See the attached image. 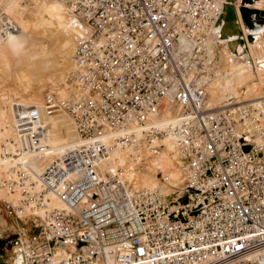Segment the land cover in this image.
Masks as SVG:
<instances>
[{
	"label": "built area",
	"instance_id": "obj_1",
	"mask_svg": "<svg viewBox=\"0 0 264 264\" xmlns=\"http://www.w3.org/2000/svg\"><path fill=\"white\" fill-rule=\"evenodd\" d=\"M61 1L88 34L76 46L70 76L78 97L47 94L45 106L50 114L66 111L84 143L40 180L22 163L5 167L42 144L37 107L16 106V140L0 143V217L21 224L0 264H264V109L238 99L212 108L200 73L223 4ZM14 28L0 15V36ZM181 39L199 70L185 77L174 60ZM169 72L179 78L177 98L189 116L173 130L187 172L183 194L169 200L118 176L99 181L106 137L114 133L115 143L131 144L135 124L148 131L149 115L170 92ZM145 135L151 148L163 132Z\"/></svg>",
	"mask_w": 264,
	"mask_h": 264
},
{
	"label": "rangeland",
	"instance_id": "obj_2",
	"mask_svg": "<svg viewBox=\"0 0 264 264\" xmlns=\"http://www.w3.org/2000/svg\"><path fill=\"white\" fill-rule=\"evenodd\" d=\"M11 1H13V2H11ZM217 1L221 4H224L225 2H227V0H217ZM236 2H237V4H236ZM257 2H264V0H235L233 3L235 8H236V5H239V6H237V10H239V12H241L239 20H238L239 27H240V30L242 33V35L240 37H238V34H237L233 39H231V41H230V39H228V40L223 39L226 41L225 42L222 39L218 38V36H215V34L212 35V37L208 43L209 51H208L204 61L202 62L201 66H200V73L205 76L204 77L205 84L207 85L209 95L213 92V85L215 84V80L228 75L227 70H228L229 64H228V61L225 62L227 60L226 59L227 57H229V60H231V62H233V61H235V62L239 61L240 62L242 60V62H240V63H243L244 59H245V56L243 55V53H247L248 50H250L251 52L254 51V54L258 55V48L259 47L257 44H263L264 43L263 42L264 37H262L261 33H259V32H261V31L264 32V30H262L259 27V25L257 26L258 28L257 27L255 28V30L251 29L247 25H252L253 23H255V20H252V19H254V16L252 18L246 20V22H245V18L243 16L244 11H249V16L253 12L254 15L256 14L258 16L264 17V9H258V8L253 7V4H255ZM10 3L12 4L11 9H12V12L14 14L12 16L13 22L15 23V25L17 27L19 26L21 31H23V34L25 32V34H24L25 37L22 36L23 34H20L21 36H19V33H17V31H14L15 29L11 33H8L6 36L0 37V42H2V43H0V46L2 47V48L0 47V143L3 142V143L8 144L9 146H11L9 141L13 140V139L16 140V132H15L16 131L15 130V122H16L15 121V109H16V106L23 107V108L37 107V109L40 112L39 120L37 122V129L40 132V135L42 136L41 149H39L35 152H22L20 154V158H23V156H24L23 159H28V158H32V157L34 158L35 154H36V157H37V155L40 157H43L47 161L48 165L50 166L51 164L55 163L59 158H61V156L65 152H67L71 149L80 147L84 143V140L80 139L77 136L76 127H75L72 119L69 117V115L66 111L60 110V111H56V113H54V114H50L47 112L46 106H45L46 95L49 94V91L52 89H59L62 87V89H65L66 92H68L67 93L68 99L77 98L78 95L76 93H78V91L72 85L73 84L72 81H70V76H71V72L73 70V67L69 63H67L64 59H62L61 57H59V59H57L58 63L56 62L51 68L50 67L47 68V65L40 64L42 61V58L44 59L48 55V53L51 52L49 47H48L49 45H48V42L46 40V37H44V35L39 36L36 33L34 34V29H33V20L35 19V16H36L37 10L41 4V1H37V0H3L0 3V15H4L8 19H9V17L7 15V11H5L4 9H5V6L9 5ZM72 17L74 18V20H76L77 22H80V24H82V22L78 18H76L74 15H72ZM262 20H264V18ZM31 25H32V27H31ZM242 26H243V30H242ZM24 29H25V31H24ZM29 30H31V33ZM254 32H257L258 35H256V33H254ZM243 34H245V35H243ZM32 35H33V37H31ZM10 36H12V37L14 36L13 39L14 38L15 39L13 40L12 45H8V44L6 45V43L3 42V40L5 41V39L10 37ZM15 36H17V37H15ZM249 36L250 37L255 36L254 40L256 42H254V41L250 42L249 38H248ZM258 36H259V38H257ZM39 37H40V39H39ZM22 38H23L24 42H23ZM239 38L242 39L243 45H240L239 43L236 42ZM256 38H257V40H256ZM29 40H30V42H29ZM182 40L186 44V46L185 47L182 46V47H180V49H178L177 52L181 55L179 59H181V57H183V54H185V51H184V53H182V51L186 50L189 47V43L186 42L184 39H182ZM15 41H16L17 45H15V43H14ZM25 41H27L28 44H32V45L25 44ZM37 43H39V44H37ZM184 43H183V45H184ZM230 43H231V45H230ZM255 43H257V44H255ZM45 44H47V46ZM28 46L30 48H31V46H33V48H31V49L27 48ZM39 48H41V49H39ZM23 50H24V53H23ZM45 50H47V51L45 52ZM227 53H228V55H227ZM233 54H235V55H233ZM29 55L30 56L32 55V56L30 57ZM14 57H16V58H14ZM38 58H39V60H36ZM60 58H61V60H60ZM234 58H236V59H234ZM258 60L262 61V60H264V58L263 59L259 58ZM62 64H63V66H62ZM241 66H243V64ZM262 66L264 67V63H262ZM43 67H45L46 69ZM58 67H60V68H58ZM255 67H256V72L254 71L255 72L254 73L253 71H251V73L247 74L246 75L247 77H245L247 79L243 80L240 88H237L238 93H239V99H240L241 103H245L246 100H247V102H250V100H251V102L254 103V99H255L254 95L256 94V92H255L256 89L254 88V86H255V84H258V82H259L258 79L260 77H264V74H262V71H260V69H259V65L257 64V65H255ZM54 69L56 71H60V69H61V71L59 73H57L56 77L53 76V78H52L49 75V73L51 70H54ZM62 70L64 73H62ZM192 70H194V67L192 68ZM248 70H250V69H248ZM191 72H193V71H191ZM247 72H249V71H247ZM252 73H253V76H250V74L252 75ZM244 83H248V84L245 85ZM246 86H248V87H246ZM210 87H212V88H210ZM38 93H40V94H38ZM174 93H175L174 90H172L171 92H169L168 96H170L171 98L175 97V96H173ZM242 95H244V96H242ZM168 96L165 98L166 101H164L165 103H164L163 108H162V112L165 111L166 113H168L167 111L169 110V108H168L169 104H167V100L171 99ZM246 97H247V99H246ZM228 100H230L228 97H223V96L219 97L218 96V98L214 99V101H213L211 99V95H210L209 99H208V104L212 108H219V107L223 106L224 103H226ZM161 106H162V104H161ZM161 106L159 108H161ZM260 106L263 107V105H261V104H260ZM162 114L163 113H161V111H159V116H161ZM61 118L67 119V121L72 124L71 133H69L67 127L61 123ZM165 123H166V120L164 121L163 124L158 122L155 125L157 127H155L153 130L152 129L151 130L148 129V131L146 130V133H151L155 129H160L163 132V136H162V139L160 141H158L157 138L156 139L154 138V142L151 143V144H153V146L150 144L151 148L150 147L147 148V149L150 148L147 151V153L144 151L143 155L141 154L142 156L140 155L138 158L136 157L137 162L134 161V164L136 167L138 166L136 171L139 174H143V173H146L148 171H151V168L153 169L155 167V166H153L154 161L158 165H162L164 168H166V170L175 172L176 175H183V174L187 173L185 170V167H184L185 165L183 164L184 161L180 158L175 157L174 155L167 156L164 158V160H161V162H160V159L163 158V154L172 153L171 150H168V145L166 144V134L167 133L165 130H163V128L161 126V125L164 126ZM149 125H148V127H151V124H149ZM145 145L149 146V143H147ZM145 145H142L140 148L146 149L147 146L145 147ZM108 155L109 154H107V156ZM107 156L104 159L99 160V162L97 163L96 174H97V178L99 181H105L110 176L111 177L117 176L114 173V169L112 168V166H114V165L120 166V165L117 163H114L113 160L109 159V156L107 158ZM133 156L134 155H132V157ZM133 158H130V159L132 160ZM158 160H159V162H158ZM20 161L19 160L18 161L7 160V161L3 162V164L5 165V167L10 168L14 164H16V162L22 163V161L21 162ZM38 169L39 170H37V172L41 176L43 174V171H45V170H42V168H38ZM39 171H41V173ZM182 192H183V190H180L178 192H172L169 195L170 197L168 196L169 200L177 198L178 195H182L183 194ZM57 206H60V204ZM0 220H2L5 223L4 225L0 224V255L2 256L4 254L7 255L6 250H9V242L12 239V237L14 236L15 232L17 231L18 226H20L21 223H18L16 220H13V219L7 220V219H4L2 217H0ZM1 226H4L5 229L3 230V227H1Z\"/></svg>",
	"mask_w": 264,
	"mask_h": 264
},
{
	"label": "bare ground",
	"instance_id": "obj_3",
	"mask_svg": "<svg viewBox=\"0 0 264 264\" xmlns=\"http://www.w3.org/2000/svg\"><path fill=\"white\" fill-rule=\"evenodd\" d=\"M2 1L3 0H0V3ZM37 1H41V4L37 10L35 19L33 20L34 34L36 33L39 36L44 35V37H46V40L48 42V45H49L48 47L51 51L48 53V55L46 57L44 56L45 57L44 59L42 58V61L40 60L41 61L40 64L47 65V68L48 67L51 68L58 61L57 59H59V57H61L62 59H64L67 63H69L74 68V66H75L74 53H75L76 46L78 45L79 41L81 39H83L88 34V29L83 24H80V22H77L76 20H74V18L72 17V15L70 13L69 7L63 1H61V0H37ZM11 2H13V1H11ZM236 4H237V2H236ZM237 6H239V5H236V12L238 14V17H240L241 12H239V10H237ZM11 7H12V4L10 3L9 5L5 6L4 10L7 11V15L9 17V20H11L13 22L12 16L14 14L12 12ZM253 7L258 8V9H264V2H257L255 4H253ZM254 24H255L254 26L252 25L250 27L251 29L255 30V28L259 25V27L262 30H264V24L258 23L257 21ZM31 27H32V25H31ZM14 29H15L14 31H17V33H19V36H21L20 34H23V31H21L19 26L17 27L15 25ZM31 30H29L30 33H31ZM242 30H243V26H242ZM24 31H25V29H24ZM254 33H256V35H258L257 32H254ZM259 33H261V36L264 37L263 31H261ZM24 34H25V32H24ZM24 34L22 36H24ZM213 34H215V36H218V38H220L222 40L223 39H227V40L230 39V41H231V39H233L237 35V33H234L233 31H228L225 29V23H224L223 19L221 20L220 24L217 23ZM243 35H245V34H243ZM0 37H2V36H0ZM13 37L10 36V37L6 38L5 41L3 40V42H5L6 45L7 44L12 45L13 40L15 39V38L13 39ZM15 37H17V36H15ZM31 37H33V35ZM257 38H259V36ZM257 38H256V40H257ZM39 39H40V37H39ZM210 39H211V37H210ZM210 39H209V41H210ZM22 40H23V38H22ZM16 41L14 42L15 45H17ZM223 41H225V40H223ZM23 42H24V40H23ZM26 42L27 41H25V44H28V42L27 43ZM29 42H30V40H29ZM254 42H256V41L254 40ZM0 43H2V42H0ZM183 43L184 42L181 39V47L186 46V44L184 43V45H183ZM37 44H39V43H37ZM255 44H257V43H255ZM263 44H257L259 47L258 48V55L254 54V51H252L253 52L252 53L250 50H248L247 53H243V55L245 56L243 63H240V62H242V60L240 62L239 61L238 62H235V61L231 62V60H229V57L226 58L227 60L225 62L228 61V64H229V67L227 70L228 75L215 80V84L213 85V92L210 94L211 99L213 101H214V99L218 98V96L219 97L223 96V97H228L229 99H233V100L238 99L239 102H237V103H241L240 99H239V93H238L237 88H240L243 80L247 79V78H245V77H247L246 75L251 73V71L256 72L255 65H257V64L259 65V69H260V71H262V74H264L263 73L264 67L262 66V63H264V60H262V61L258 60L259 58H262V59L264 58V45ZM28 45H32V44H28ZM45 45L47 46V44H45ZM230 45H231V43H230ZM33 46H31V48H33ZM27 48H30V47L28 46ZM39 49H41V48H39ZM189 50H190V47H188L186 50L182 51V53H184V51H185V54H183V57H181V59H179L181 55L178 52H176L175 59H174L175 64L177 66L176 67L177 70H179L181 72L180 69H183L184 72H186L183 77H185L189 73L193 74V73L198 72V69H195L196 66L194 64H191L188 61L187 53L189 52ZM46 51L47 50H45V52ZM23 53H24V50H23ZM227 55H228V53H227ZM233 55H235V54H233ZM14 58H16V57H14ZM61 58H60V60H61ZM234 59H236V58H234ZM36 60H39V58ZM242 64H243V66H241ZM62 66H63V64H62ZM193 67H194V70H192ZM43 68H45V67H43ZM58 68H60V67H58ZM248 69H250V70H248ZM63 70H62V73H64ZM60 71H61V69H60ZM60 71H56L55 69L51 70L49 75L52 78H53V76L56 77L57 73H59ZM191 71H193V72H191ZM247 71H249V72H247ZM250 76H253V73H252V75L250 74ZM166 77L168 78L169 84L171 86L170 92L172 90H174L175 93L173 96H175V97L171 98L170 96H168L171 98V99L167 100V104H169L168 105L169 110L167 111L168 113H166L165 111L162 112V108H163V105L165 103L164 101H166V99H164L161 103L162 104L161 108H158L157 111H154L153 113H151L149 115V121L147 123V129L153 130L155 127H157L155 125L158 122L163 124L164 121L166 120V123L164 124V126L163 125H161V126H162L163 130H165L167 133L166 134V144L168 145V150H171L172 153L163 154V158L160 159V162H161V160H164L165 157L170 156V155H174L175 157L182 159L181 152H180V146H179L180 145V138L174 134L173 130L175 127H179L180 125L185 124L187 121H189L188 120L189 116L186 115L185 111H183L182 107L179 105V101L177 98L179 78H176L171 72L167 73ZM258 80H259L258 84H255V86H254V88L256 89V91H255L256 94L254 95L255 99L254 98L253 99H254V103H258V104L263 105V107L262 106H260V107H262L264 109V77H260ZM244 84L247 85L248 83H244ZM246 87H248V86H246ZM210 88H212V87H210ZM67 93L68 92H66L65 89H62V87L59 89H52L49 91V94H54L58 99H68ZM38 94H40V93H38ZM76 94L78 95V93H76ZM242 96H244V95H242ZM246 99H247V97H246ZM246 102H247V100H246ZM250 102H251V100H250ZM159 111H161V113H163L161 116H159ZM69 117L71 118L70 115H69ZM61 123L64 124L67 127L68 132L71 133L72 124L69 123L67 121V119H64V118H61ZM149 124H151V127H148ZM133 132H134L133 137L135 140L131 144H126V143H123L121 141L118 143H115L116 142L115 140L117 139L116 137L118 135H116L114 133L110 134L108 137H106V142L108 143V145L110 144V147H109L110 149L108 152L109 159L113 160L114 163H117L120 165V166H117V165L112 166V168L114 169V173L118 177L122 178L123 181L131 187H134V188L137 187L139 189L141 188V189H148V190L157 189L162 193V195L165 198H167L172 192H178L180 190H183L182 184H183V182L187 176V173H185L183 175H176L175 172L166 170V168H164L162 165H158L157 163H155V161H154V165H153L155 167L153 169L151 168V171H148V172L143 173V174H139L136 171L138 166L137 167L135 166L134 161L137 162L136 161L137 158L141 154L143 155L144 151L147 153V151L150 148L147 149L149 146L145 145V144H147V142H145L146 137H147L145 135L146 129L140 128L135 124L133 126ZM76 134L80 139H82L80 137V135L78 134L77 130H76ZM142 145H145V147L147 146L146 149L140 148ZM151 145H153V144H151ZM132 155H134L135 157L133 156L134 157L133 158ZM108 156H107V158H108ZM23 158H24V156H23ZM23 158L18 157L14 160L15 161L21 160L24 165L29 167V169L31 170V172L34 176V179L40 180L41 176L39 175L37 170H39L38 168H42V170H46L49 167L47 161L43 157H40L38 155L36 157V154H35L34 158L33 157L28 158V159H23ZM130 158H133V159L131 160ZM158 162H159V160H158ZM39 172L41 173V171H39ZM109 178H107V179H109ZM3 196H5L8 199H17V197H15L14 193H7L6 192V193H3ZM51 200H52L51 202H52L53 206L59 205V202L53 201V198ZM174 203L175 204L172 205L173 209H176L177 207H179V204L177 202H174ZM0 224L4 225L5 223L2 220H0ZM1 227H3V230L5 229L4 226H1Z\"/></svg>",
	"mask_w": 264,
	"mask_h": 264
},
{
	"label": "water",
	"instance_id": "obj_4",
	"mask_svg": "<svg viewBox=\"0 0 264 264\" xmlns=\"http://www.w3.org/2000/svg\"><path fill=\"white\" fill-rule=\"evenodd\" d=\"M234 1L235 0H227V2H225L223 4V7H222L223 14L221 15V18L218 21V24H220L221 20L223 19V21L225 23V29L228 31H233L234 33H237L238 37H240L242 35V33H241V30H240V27L238 24L237 12H236V8L233 4ZM245 17L248 18L249 13H246ZM257 22L264 24V20H260ZM252 25L254 26L255 24L253 23ZM252 25H248V26L251 27ZM249 41L250 42L254 41L253 36L249 37ZM236 42L239 43L240 45H243L242 39H240V38ZM184 202H187V198L184 199Z\"/></svg>",
	"mask_w": 264,
	"mask_h": 264
},
{
	"label": "flooded vegetation",
	"instance_id": "obj_5",
	"mask_svg": "<svg viewBox=\"0 0 264 264\" xmlns=\"http://www.w3.org/2000/svg\"><path fill=\"white\" fill-rule=\"evenodd\" d=\"M254 16V19L252 20H255V21H260L262 20L264 17L263 16H258V15H254L253 13L250 14V16L248 17V19L252 18Z\"/></svg>",
	"mask_w": 264,
	"mask_h": 264
},
{
	"label": "trees",
	"instance_id": "obj_6",
	"mask_svg": "<svg viewBox=\"0 0 264 264\" xmlns=\"http://www.w3.org/2000/svg\"><path fill=\"white\" fill-rule=\"evenodd\" d=\"M246 13H249V11H244V12H243V16H244V18H245V22H246V20H248V18L245 17ZM252 13H253V12H252Z\"/></svg>",
	"mask_w": 264,
	"mask_h": 264
},
{
	"label": "crops",
	"instance_id": "obj_7",
	"mask_svg": "<svg viewBox=\"0 0 264 264\" xmlns=\"http://www.w3.org/2000/svg\"><path fill=\"white\" fill-rule=\"evenodd\" d=\"M208 90V89H207Z\"/></svg>",
	"mask_w": 264,
	"mask_h": 264
}]
</instances>
